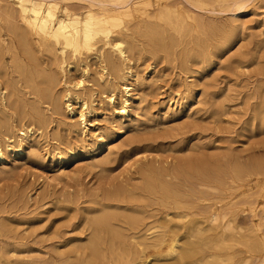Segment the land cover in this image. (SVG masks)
Wrapping results in <instances>:
<instances>
[{
	"label": "bare ground",
	"instance_id": "obj_1",
	"mask_svg": "<svg viewBox=\"0 0 264 264\" xmlns=\"http://www.w3.org/2000/svg\"><path fill=\"white\" fill-rule=\"evenodd\" d=\"M261 2L0 0V175L15 172L10 162L40 160V150L51 141L50 160L63 163L69 154L75 161L78 149L61 147V128L68 135L86 134L88 123L97 121L89 116L96 112L98 95L116 107L114 113L121 110L118 136L126 130L125 120L133 121L135 135L119 147L125 156L133 145L151 143L165 123L147 111L141 123L132 115H140V107L133 109L137 102L145 103L141 88L160 81L159 63L178 68V88H184L176 89L174 121L183 113L192 117L196 105V113L219 121L235 104L257 98L250 123L264 128V79L255 94L237 92L235 99L217 96L214 81L219 82L209 79L219 66L231 74L235 66L260 62L264 28L251 34L246 17ZM141 63L149 65L142 71ZM163 116L169 119V111ZM99 133L97 147L83 157L87 166L111 172L107 165L117 147ZM209 141L206 146L214 145ZM196 143L180 142L174 152L189 154L166 166L143 157L128 182L84 202L55 199L52 227L41 233L52 236L50 251L25 245L22 228L33 217L0 208V264H264L263 161L244 164L231 157L228 170H221L214 159L196 154L205 146Z\"/></svg>",
	"mask_w": 264,
	"mask_h": 264
},
{
	"label": "rangeland",
	"instance_id": "obj_2",
	"mask_svg": "<svg viewBox=\"0 0 264 264\" xmlns=\"http://www.w3.org/2000/svg\"><path fill=\"white\" fill-rule=\"evenodd\" d=\"M263 3L261 2V5H256L257 8L253 6L252 10H255L256 14L254 12H251L246 17L247 24L249 28L252 29H249L251 31V34H255L256 32H258L256 31L258 29L262 31V29L264 28ZM253 29H256V32H253ZM262 39H264V37H262ZM262 43L264 44V41H262ZM253 49L254 45L252 44L251 51H253ZM260 52L261 53L259 54V57L262 59H260V62L262 64H260V62L257 64L254 63V65L252 64L251 67L246 69H239L237 68V66H235L236 69L234 67V71L231 72V74L227 73L229 72V70L227 71L225 70V68H221L219 66L217 68L218 70L216 69L213 75L209 77V79L218 80L219 82L217 83L216 81V85H218V87L215 88L216 85L214 81V91L216 90V95L221 96L222 94H224V96L226 95L225 97H231V99H235L236 97L240 96L238 95L239 92H242L240 93L242 94L241 96L248 95L247 92L255 94L258 89V81L264 79V69H262L264 68V46L261 47ZM159 64L155 68V76L159 77L160 81H158L156 85H153L151 87L143 86L141 88L142 93H140L143 94V100L145 97V103L143 101L142 103L144 104L141 103L142 105H140L137 102V104L133 106V109L137 110L138 107H140V117L134 116V114L132 115L134 119H138V121H140L141 123L145 120L143 119V117H146L145 111H147V115H152L156 119V121L160 119L161 122L165 123V127H161L159 128V131H157L159 137H156L157 139L154 138L151 143H149L150 141L148 143H144L147 142L144 141L143 144L140 143L137 146L133 145L131 148L132 151L130 150L127 153V156H125V149H120L119 147L122 146L126 141H128L130 137H132V135H135L133 133L131 135L130 133V128L133 125V121L125 120L124 126L126 130L122 135L118 136L117 128L120 124H118L119 120L117 119L120 117L121 110L117 108V111H115L114 113L113 109L116 110V107L110 105L109 107L106 100H104L105 102H101L100 98L98 99V95L95 96V98L97 97V102L93 104L96 112L95 114H92L93 116H89V119L91 118L97 121H95L94 125L88 123L89 130L86 133L87 135L82 134L80 131H77L78 133L76 132V135L75 132L74 134L71 133L70 135H68L65 129L63 127L61 128L60 135L62 141L64 142L61 144V147L67 148L68 146H72L78 149L79 157H77L75 161L69 154L66 155L63 163H60L59 159H55L53 161L50 160L49 156L46 154V150H51V147L53 148V146L55 145V143L51 141L47 148H42L40 150V160L31 158L29 159V161H21L16 164L14 162H10L8 164L12 168H14L15 172L9 175H0V208L3 209L4 207L5 210H8V213H13L12 215H15L16 213V215H18L20 218L33 217V221H31L30 223H34L32 225L27 224L22 228L28 229H25L26 232H22L24 234H22V236L24 237L23 241L25 245L30 248L40 249L41 252L42 250L48 251L49 249L50 251V249H52L54 241L52 239H49V237L52 238V236L50 235L49 237H43L41 233L46 229V227H52V225L50 226V224H52L51 222L55 218V199H61L65 201L75 200L81 203L90 198L92 194L102 193L106 190L112 189L113 187L122 186L126 183V180L128 182V180L133 177H130V175H133L134 170L138 168L137 164L141 163L140 159L145 156L148 157V161H150V163H155V160H159V163L156 164H160L162 166H166L167 162H170L176 157L186 158V154H189L187 153L188 151L177 154L173 150L177 148L175 146H178L180 142L182 143L184 139H187L188 141L190 140L194 143H204L205 146L196 143L198 146L200 145L201 148L199 149V151H196V154L201 157L203 156V158L214 159V164H216L217 167L218 164L219 166H223L221 167V170L224 167V170H228L227 167L229 164L227 165V163H230L231 157H233L235 160H238V162H245L244 164H248L250 162L254 163L257 161H263L262 164H264V128L260 123L254 124V126L250 123V120L252 118L251 115L253 113L252 109L254 108V103L257 102V98H249V100H247L249 104H235L237 105V107L234 106L236 108L231 109V114L229 113V115L223 117L222 120H215L216 122L212 117H210L209 113L207 115H204V113L200 112L196 113V109L199 108L198 105L194 106L195 109L189 112V114L192 112V117L183 113L177 116V120L174 121L172 119V109L174 108L173 103L177 101L176 92L179 89L181 91H184V88H178L181 87L179 81H177L178 78L176 79V76L178 77L179 73L178 68L173 70V68H171L170 65L168 66V64L166 63H161V67L159 66ZM147 65H149V63H141L140 66L142 68L143 66ZM154 66L155 65H153V67ZM95 68L96 67H94L93 70L94 73L98 71ZM143 68L145 69L146 67ZM143 68L141 69L142 71L144 70ZM161 72L162 74H160ZM162 75H164L165 79ZM74 76H76V74ZM187 78L188 81L193 80L191 77ZM87 86L90 87L91 83L90 86L89 84H87ZM227 87L228 90L226 89ZM217 88L219 89V91ZM60 89L61 87H59V90ZM241 89L245 90L241 91ZM170 97L172 98L170 99ZM250 99L252 100L250 101ZM96 103L97 106H95ZM104 103H106V105H104ZM244 105L246 106L243 108ZM77 107L79 108V105ZM99 107H102V111ZM150 108L152 110H150ZM103 111L105 112L103 113ZM164 111H169L170 113V117L167 120L163 119ZM201 111L206 112L205 110ZM149 112L151 113L148 114ZM186 117L188 118V120L186 119ZM100 118L103 120H100ZM210 118H212L214 122ZM107 120L109 121L108 123L111 122V124L114 125H108ZM185 127H187L188 130ZM81 128L83 127L81 126ZM94 132H100L104 134V136L109 138V141L113 143L112 145L117 147L116 156H114V158H116L113 159L112 163L110 162V164L108 163L107 165V167L110 168L109 170H111V172H104L101 168H92L91 166H87L88 164L86 163L89 159L86 160L83 157V153L86 150L95 149V147H97V144L100 142V139L96 138V135H98V133L95 135ZM160 134H162V136H160ZM87 136H91V139L89 138L90 140H87ZM79 137L81 139L83 138L82 141ZM78 140L81 142H79ZM83 140L85 143L83 142ZM201 140L202 142H199ZM209 140H213L214 145H212L213 143L211 142L210 145L206 146ZM66 144L69 145L66 146ZM135 146L138 148H136ZM64 174L65 176H63ZM261 185L264 188V176H262L261 178ZM20 198L21 200H23L24 198V204L18 202ZM44 238L48 239L45 240Z\"/></svg>",
	"mask_w": 264,
	"mask_h": 264
}]
</instances>
